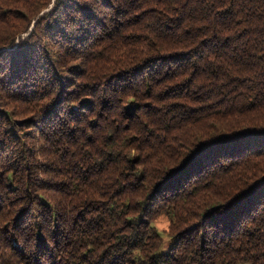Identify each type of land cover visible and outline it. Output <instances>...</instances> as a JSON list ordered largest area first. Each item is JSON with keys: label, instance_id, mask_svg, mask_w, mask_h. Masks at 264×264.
Listing matches in <instances>:
<instances>
[{"label": "trees", "instance_id": "1", "mask_svg": "<svg viewBox=\"0 0 264 264\" xmlns=\"http://www.w3.org/2000/svg\"><path fill=\"white\" fill-rule=\"evenodd\" d=\"M0 232V264H264V0H0Z\"/></svg>", "mask_w": 264, "mask_h": 264}, {"label": "rangeland", "instance_id": "2", "mask_svg": "<svg viewBox=\"0 0 264 264\" xmlns=\"http://www.w3.org/2000/svg\"><path fill=\"white\" fill-rule=\"evenodd\" d=\"M46 10H48V9L43 10L40 14H42V13H43L44 11H46ZM35 21H36V19L33 20L31 26H33V24H34ZM23 35H24V34L22 33V36H23ZM75 62H76V61H75ZM75 62H73L72 64H75V65H76L77 63H75ZM68 65H69V69H70V67H71V63L68 64ZM13 107H14V104H10V105L8 106V110H9V111H10V110L12 111V108H13ZM13 111H15V110H13ZM9 117H12L13 119H18V118H20L21 116H19V115L14 116V115L12 114V115H9ZM28 127H29V124H25L24 128H21L20 131H23L21 137H24V136H25L24 134H26L28 131L34 129V126H30L31 128H28ZM35 129H36V128H35ZM16 131H18V129H16ZM23 135H24V136H23ZM23 139H25V141H27L28 143H31L30 141H32V137H30V136H26V137L23 138ZM22 209H24V208H22ZM23 214H24L23 212L20 213L21 217H22ZM31 215H32V214H31ZM19 218H20V216L18 217V219H19ZM31 219H33V218H31ZM155 223H156L158 229L163 230V231L166 232V234H165L164 236H167V233L169 234L170 219L168 218V216H166V215H164V214L160 215L157 219H155ZM29 228H31V227H29ZM0 236H1L0 244H1V243H4V244H5L6 241H8V240H6V239L4 238V232H3V233L0 232ZM6 245L9 246L8 243H6ZM0 247H1V246H0ZM12 255H14V254H12ZM14 257H15V256H14ZM22 257H24V256H22ZM27 257H28V256H27ZM29 257H30V256H29ZM29 257L26 258V260H27V259L29 260ZM15 258L18 259L17 257H15ZM23 259H25V258H23ZM25 264H26V261H25ZM27 264H29V263L27 262Z\"/></svg>", "mask_w": 264, "mask_h": 264}]
</instances>
